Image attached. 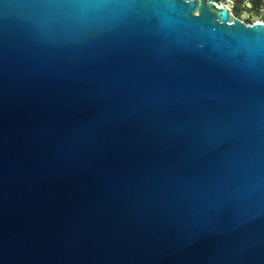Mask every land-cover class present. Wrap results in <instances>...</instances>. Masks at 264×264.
I'll return each mask as SVG.
<instances>
[{
  "label": "water",
  "instance_id": "1",
  "mask_svg": "<svg viewBox=\"0 0 264 264\" xmlns=\"http://www.w3.org/2000/svg\"><path fill=\"white\" fill-rule=\"evenodd\" d=\"M221 1L0 0V264H264V9Z\"/></svg>",
  "mask_w": 264,
  "mask_h": 264
},
{
  "label": "rangeland",
  "instance_id": "2",
  "mask_svg": "<svg viewBox=\"0 0 264 264\" xmlns=\"http://www.w3.org/2000/svg\"><path fill=\"white\" fill-rule=\"evenodd\" d=\"M220 3L230 6L235 15L247 23H253L254 15L259 16L261 10L264 9V6L260 9L254 8L252 4L250 6L248 0H223Z\"/></svg>",
  "mask_w": 264,
  "mask_h": 264
},
{
  "label": "trees",
  "instance_id": "3",
  "mask_svg": "<svg viewBox=\"0 0 264 264\" xmlns=\"http://www.w3.org/2000/svg\"><path fill=\"white\" fill-rule=\"evenodd\" d=\"M245 1V0H243ZM254 8L260 9L264 6V0H248Z\"/></svg>",
  "mask_w": 264,
  "mask_h": 264
},
{
  "label": "flooded vegetation",
  "instance_id": "4",
  "mask_svg": "<svg viewBox=\"0 0 264 264\" xmlns=\"http://www.w3.org/2000/svg\"><path fill=\"white\" fill-rule=\"evenodd\" d=\"M230 10H231V13H232V15L233 16H235V17H237L236 15H235V13L233 12V10H232V8H230ZM255 16V15H254ZM237 18H239V17H237ZM240 19V18H239ZM242 20V19H241ZM244 21V20H243ZM246 22V21H245ZM247 23V22H246ZM247 24H251V23H247Z\"/></svg>",
  "mask_w": 264,
  "mask_h": 264
},
{
  "label": "bare ground",
  "instance_id": "5",
  "mask_svg": "<svg viewBox=\"0 0 264 264\" xmlns=\"http://www.w3.org/2000/svg\"><path fill=\"white\" fill-rule=\"evenodd\" d=\"M230 7V6H229ZM260 20V19H259Z\"/></svg>",
  "mask_w": 264,
  "mask_h": 264
},
{
  "label": "built area",
  "instance_id": "6",
  "mask_svg": "<svg viewBox=\"0 0 264 264\" xmlns=\"http://www.w3.org/2000/svg\"><path fill=\"white\" fill-rule=\"evenodd\" d=\"M254 23V22H253Z\"/></svg>",
  "mask_w": 264,
  "mask_h": 264
}]
</instances>
